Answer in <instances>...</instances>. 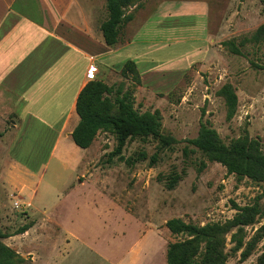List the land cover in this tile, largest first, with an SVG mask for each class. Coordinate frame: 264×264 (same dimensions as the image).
I'll return each mask as SVG.
<instances>
[{
	"label": "rangeland",
	"instance_id": "374dc122",
	"mask_svg": "<svg viewBox=\"0 0 264 264\" xmlns=\"http://www.w3.org/2000/svg\"><path fill=\"white\" fill-rule=\"evenodd\" d=\"M164 2H203L207 17L186 12L190 6L175 9L170 4L173 18L150 16L139 43L110 56L103 53L95 62L99 75H92L108 85L123 82L125 88H133L134 108L140 113L158 110L163 134L175 139L170 149L158 152L157 142L135 139L127 142L121 158L109 159L116 141L102 133L88 149H80L68 135L76 124L75 113L59 139V111L52 113L50 129L24 121L15 131L10 121L0 122V134L8 130L0 138V232L8 236L3 243L28 262L166 264L167 246L184 239L169 232L168 220L198 226L224 223L236 208L255 201L264 210V185L229 175L188 143L197 136L201 120H209L224 143L248 136L264 151V44H241L264 23V0H141L126 13L144 17ZM99 3L102 22L105 2ZM161 22L166 40L156 44L153 35L158 37ZM128 25L121 30L122 38ZM228 41L239 54L223 44ZM128 60L139 67L138 85L120 74ZM226 83L237 96L230 121L218 95ZM24 86L21 91L31 89ZM16 108L26 109L22 104ZM156 153V163L151 164ZM201 162L205 168L199 171ZM172 179L176 184L170 188ZM15 201L21 203L17 209ZM24 225L34 228L26 243L17 238L21 235H13ZM262 226L264 216L245 228V241ZM229 240L227 236L226 264H256L264 251L262 239L242 260L240 253H231Z\"/></svg>",
	"mask_w": 264,
	"mask_h": 264
},
{
	"label": "trees",
	"instance_id": "16d2710c",
	"mask_svg": "<svg viewBox=\"0 0 264 264\" xmlns=\"http://www.w3.org/2000/svg\"><path fill=\"white\" fill-rule=\"evenodd\" d=\"M106 19L100 24L99 31L106 47L113 48L119 43L122 28L132 20V15L126 13L129 8L139 7L141 0H104ZM254 44H264V23L260 25L249 39ZM230 52L240 51L233 41L223 43ZM123 78L140 84L136 64L128 60L121 68ZM225 105V118L232 120L237 110L235 89L229 83L218 91ZM75 112L79 122L71 132V140L80 149L89 148L98 133L114 136L116 145L109 155L121 158L124 147L129 140H153L157 142L158 152L170 149L175 144L172 136L162 132V119L158 110L140 113L134 108V89L125 88L123 82L107 85L101 80L87 82L79 92ZM204 116V112L202 113ZM204 159L217 163L226 169L229 175L239 179L247 178L264 185V151L258 140L248 136L224 143L209 120L200 122L198 134L188 141ZM157 153L151 157V164L156 163ZM131 159H127L128 164ZM134 162V161H133ZM205 168L201 162L199 171ZM176 179H172L169 187L173 188ZM232 219L224 223H207L198 226L186 223L181 219H170L165 223L172 235L184 239L170 243L166 249V264H226L227 236L232 244L231 253H240L246 260L254 251L256 245L264 239V226L257 230L250 241H245V228L256 223L264 216L262 205L255 201L252 205L236 208ZM32 225H24L13 235L26 232ZM8 236L0 232V264H32L3 243ZM256 264H264V251L258 256Z\"/></svg>",
	"mask_w": 264,
	"mask_h": 264
},
{
	"label": "crops",
	"instance_id": "0c3cea01",
	"mask_svg": "<svg viewBox=\"0 0 264 264\" xmlns=\"http://www.w3.org/2000/svg\"><path fill=\"white\" fill-rule=\"evenodd\" d=\"M172 3H160L144 17L135 14L125 37L120 35L119 43L110 48L101 43L99 26L104 20H99V13H102L99 0H0V122L10 121L15 131L27 123L24 121L39 122L50 129L48 123L54 122L52 113L59 111L61 116L55 127L59 139L76 114V99L91 80L90 70L99 75L95 66L98 57H103V53L110 56L128 45L138 44L144 34V23L150 16L173 18ZM174 6L175 9L190 6L185 8L189 10L186 12L207 17L208 9L203 2ZM102 17L104 19V15ZM160 25L163 23H159L158 37L153 35L156 44L166 40ZM25 84L31 85V89L21 91ZM20 104L26 109L19 111L16 107ZM77 118L76 114L74 128L79 122ZM72 131L68 132L70 138ZM7 135L8 130L0 134V138ZM16 167L22 171L18 165ZM32 227L17 238L26 243L32 236Z\"/></svg>",
	"mask_w": 264,
	"mask_h": 264
},
{
	"label": "built area",
	"instance_id": "2783aa9c",
	"mask_svg": "<svg viewBox=\"0 0 264 264\" xmlns=\"http://www.w3.org/2000/svg\"><path fill=\"white\" fill-rule=\"evenodd\" d=\"M92 73H94L93 71H92V69L90 70V74H89V78L91 79V80H94L93 79V75H92ZM90 80V81H91ZM21 206V203H19L18 201H15L14 203H13V207L15 208V209H17V208H19Z\"/></svg>",
	"mask_w": 264,
	"mask_h": 264
}]
</instances>
